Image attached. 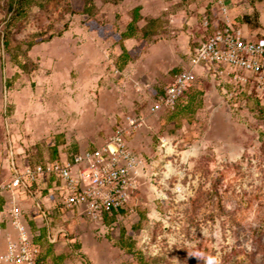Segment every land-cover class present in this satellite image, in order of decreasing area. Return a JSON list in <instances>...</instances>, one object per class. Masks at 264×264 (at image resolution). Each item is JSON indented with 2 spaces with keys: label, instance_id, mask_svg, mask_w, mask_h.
<instances>
[{
  "label": "rangeland",
  "instance_id": "rangeland-1",
  "mask_svg": "<svg viewBox=\"0 0 264 264\" xmlns=\"http://www.w3.org/2000/svg\"><path fill=\"white\" fill-rule=\"evenodd\" d=\"M18 1L0 0V185L10 150L31 164L58 131L142 118L127 136L140 162L123 211L106 225L68 210L54 219L63 264H82L81 253L90 264H264V107L230 109L216 78L195 67L174 119L149 109L218 20L216 0H36L23 14ZM137 5L136 34L122 41L137 56L117 70L118 36ZM231 6L249 29L259 24L246 0Z\"/></svg>",
  "mask_w": 264,
  "mask_h": 264
},
{
  "label": "built area",
  "instance_id": "built-area-1",
  "mask_svg": "<svg viewBox=\"0 0 264 264\" xmlns=\"http://www.w3.org/2000/svg\"><path fill=\"white\" fill-rule=\"evenodd\" d=\"M220 14L189 55V67L179 70L151 103V112L170 110L193 83L195 67L216 78L222 98L230 109L253 100L264 107V36L251 37L242 24L227 14L222 0L215 1ZM205 29L208 22L203 21ZM142 118L126 115L115 124L111 134L99 145L83 151H64L56 159L45 158L34 164H19L10 150V177L0 185V194L7 193L8 209L18 231L15 240L7 243L0 259L9 264H46L42 249L25 223L19 199L31 197L45 227V240L55 242L62 230L54 222L63 210L93 222L123 210L136 188L135 172L139 158L129 149L128 134ZM54 198L48 207L44 198Z\"/></svg>",
  "mask_w": 264,
  "mask_h": 264
},
{
  "label": "crops",
  "instance_id": "crops-1",
  "mask_svg": "<svg viewBox=\"0 0 264 264\" xmlns=\"http://www.w3.org/2000/svg\"><path fill=\"white\" fill-rule=\"evenodd\" d=\"M222 1H223V3L227 4L226 6L228 7V9H227L228 16L230 18H232L234 21H237L240 24H242L246 33H248L251 37H257L258 38V37L264 36V12L261 10V7L264 5V0H253L252 5L248 4L252 10H254L256 12L258 10L257 14H258V18H259L258 19L259 24L252 25V29H249L248 27H246L245 24H243L242 22L237 20L235 17L231 16L230 6L232 5L233 1H237V0H222ZM215 6H216V4H215ZM217 17L219 20V18H220L219 12H218ZM218 20H216L215 23H213L211 25L210 30H212L214 24L218 23ZM259 106L261 107V105H259ZM117 115L120 116L119 119H122L124 116H126V115H122L120 113H117ZM112 119H113V114H110L107 118L104 119V121H97L96 120V122L95 123L93 122V124L91 122H89L90 129L87 130L85 132V134H82L81 136L69 135L66 133L65 130L58 131L53 136H51L49 141L46 143L45 149H46L47 153H46V155L43 156V159H45V158L50 159L51 158L50 147H52V146H55L56 157L54 159H56L59 156L63 155L64 151H68V150L74 151V152L83 151L85 149L99 145L104 139L101 140V138L99 136H97V134H96L97 130H98V128L101 129L102 133L104 135H107V137H108L114 128L113 124H115L119 120V119L116 120L112 124ZM88 120H90V119H88ZM58 139H60V140L58 141ZM87 139H89L90 142L93 143L94 145L93 146H87V144H88ZM0 195L4 199V204L2 205V209L0 210V256H1L6 249L7 243L9 241L15 240L17 238L18 231H17V228L15 227V225L12 222V219L8 213V209L11 206V203L9 201V196L7 193H5V195H3V194H0ZM44 203L48 207H54L53 206L54 198H52V197L44 198ZM19 204L21 206V211H22V214L20 217V220L22 221V223H25L27 225L29 231L31 233L35 234L34 240L36 242H38L40 244V246L42 244L46 243V249L45 250H43L41 247L42 257L44 259H48L50 264H63V261L65 260V254H62V253L57 254L54 251L55 249H53L54 245L46 242V240H45L46 229L43 226V224L39 225V222L42 221L41 217L35 213V210L31 207L30 202H28V201L26 202V201H23L22 199H19ZM69 213H71V215L74 214L71 211ZM57 216H59V215H56L54 219H56ZM75 218L77 219L79 217L76 215ZM76 244H78V247H76V246L75 247L79 249L80 248L79 242H77ZM0 264H9V263L0 259Z\"/></svg>",
  "mask_w": 264,
  "mask_h": 264
},
{
  "label": "trees",
  "instance_id": "trees-1",
  "mask_svg": "<svg viewBox=\"0 0 264 264\" xmlns=\"http://www.w3.org/2000/svg\"><path fill=\"white\" fill-rule=\"evenodd\" d=\"M36 0H19L17 2V7L20 8L21 10V14H23L24 12V9L26 7H28L29 5L33 4ZM248 2V4L252 5L253 3V0H246ZM91 8V5H88L84 8V12L85 13H88L90 12ZM139 6H135L132 8L131 10V17H130V20L126 23L125 25V28L123 31H121L119 33V36H118V43H119V46H120V52L119 54L116 56L115 58V67L117 70H122L123 67L130 61H133L136 56H137V52L136 53H132L129 49H127L123 44H122V41L123 39L125 38H132L135 36L136 34V31H137V26H136V23L137 21L139 20L140 18V13H139ZM20 14V13H19ZM3 44L4 46H8V40L7 39H4L3 40ZM135 49V48H134ZM164 90V89H163ZM162 90V91H163ZM161 91V92H162ZM159 92V93H161ZM157 93L155 95V97L159 94ZM183 98H180L177 102V104L174 106L173 109H170V110H165V111H168L169 115H168V118L167 120L171 121L172 119H174V117L177 115V111H178V108H179V102L182 101ZM185 102V101H184ZM184 104H188L187 101L184 103ZM183 106V105H182ZM60 139H58L59 141ZM50 151H51V158L50 159H54L56 157V150H55V146H52L50 147ZM43 159L41 160H37L36 162L34 163H37V162H41ZM34 163H31L34 164ZM4 204V199L3 197L0 195V210L2 209V205ZM123 210H119L118 212H113L112 215L110 217L104 215L103 216V222L104 224H109L112 220H114L116 218V216L121 213ZM120 239H123V231H120ZM76 247H78V244L75 245ZM131 246L132 245H127L125 244L124 246L122 247H126L127 250H131ZM81 259H82V263L83 264H90L89 263V260L86 258V256L84 254H79ZM43 260H45L43 257H42Z\"/></svg>",
  "mask_w": 264,
  "mask_h": 264
},
{
  "label": "clouds",
  "instance_id": "clouds-1",
  "mask_svg": "<svg viewBox=\"0 0 264 264\" xmlns=\"http://www.w3.org/2000/svg\"><path fill=\"white\" fill-rule=\"evenodd\" d=\"M209 264H216V262H215V261H212V260H210V261H209Z\"/></svg>",
  "mask_w": 264,
  "mask_h": 264
}]
</instances>
